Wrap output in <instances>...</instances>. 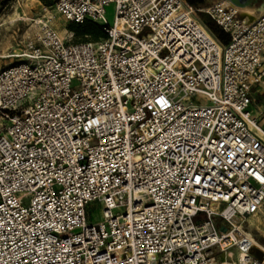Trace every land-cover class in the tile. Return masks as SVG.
I'll use <instances>...</instances> for the list:
<instances>
[{
	"label": "built area",
	"instance_id": "built-area-1",
	"mask_svg": "<svg viewBox=\"0 0 264 264\" xmlns=\"http://www.w3.org/2000/svg\"><path fill=\"white\" fill-rule=\"evenodd\" d=\"M48 1L104 36L46 18L0 69V264H264L236 226L264 209V27L227 1Z\"/></svg>",
	"mask_w": 264,
	"mask_h": 264
},
{
	"label": "rangeland",
	"instance_id": "rangeland-1",
	"mask_svg": "<svg viewBox=\"0 0 264 264\" xmlns=\"http://www.w3.org/2000/svg\"><path fill=\"white\" fill-rule=\"evenodd\" d=\"M186 1V0H185ZM218 0H192V3H187L196 7H208ZM227 1L236 7L239 11L242 8L257 9L255 12L256 17L264 16V11L260 12V8H264V0H222ZM241 12V11H240ZM242 13V12H241ZM52 17L51 24L59 36L63 39L62 32H73L72 29H78L75 24L67 23L59 14L55 12L54 4L48 0H0V55L13 56L19 54L21 50L26 48L29 41H32L38 32L40 22L47 18L46 15ZM115 7L113 4L105 8L104 18L111 25L114 21ZM15 17V18H14ZM13 19H15L13 21ZM201 20L209 23L206 16H202ZM14 22V23H13ZM71 38L64 39L68 43H78L85 40L93 41L96 39H86L83 34L72 33ZM19 62L17 58L0 59V69L9 67ZM195 100L199 101V97ZM257 102H264V97H258ZM3 127V120L0 115V132ZM264 211V209H262ZM122 213V210H120ZM116 213V211H115ZM259 216L261 214H258ZM102 211L97 203H91L87 209V222L88 224H96L101 221ZM243 224L239 225V231L252 236L253 245L255 248L264 251V225L262 223L249 227V222L254 220L252 216L245 217ZM217 225L220 226L221 222L217 220ZM236 225V226H238ZM226 227V226H225ZM258 249L254 250L256 256H264V253ZM237 258V253L234 252V260Z\"/></svg>",
	"mask_w": 264,
	"mask_h": 264
},
{
	"label": "trees",
	"instance_id": "trees-1",
	"mask_svg": "<svg viewBox=\"0 0 264 264\" xmlns=\"http://www.w3.org/2000/svg\"><path fill=\"white\" fill-rule=\"evenodd\" d=\"M186 1L188 3H192V0H186ZM75 25L78 26V29H72V31L75 33L77 32L79 34H83L86 39H92L91 36H94L96 39H92V40L96 41L104 36L101 27L95 23L87 21L84 22L83 24L80 25L75 24ZM206 27L216 40H218L222 44L227 43L228 41L227 36L221 30H219L214 24L207 23ZM85 41H90V40H85Z\"/></svg>",
	"mask_w": 264,
	"mask_h": 264
},
{
	"label": "bare ground",
	"instance_id": "bare-ground-1",
	"mask_svg": "<svg viewBox=\"0 0 264 264\" xmlns=\"http://www.w3.org/2000/svg\"><path fill=\"white\" fill-rule=\"evenodd\" d=\"M241 12H242L241 14L243 15L244 19L246 20V23L247 24H250V26L251 25L253 26V25H255L257 23L259 25H262V27H264V20H261V19H264V17H262V18H260V19L257 20V18H255L256 16L254 17V14L255 13L253 14V11L252 10L250 11V10L244 9V10H241ZM260 12H262V11H260ZM46 16H47V19H50V20L52 19V17L49 14L46 15ZM14 20L15 19H13V21ZM61 34L63 36V39L71 38L73 36L72 35V32H68V31H64ZM18 55H19L18 53L15 54V55H13V56L0 55V59H5V58H9V57L10 58H12V57H18ZM258 214H261V215L259 216ZM251 216L254 218V220H251L249 222V227H253L254 225L259 224V223H262L261 225H264V211H262V209L259 212L255 213V214H253ZM244 219L246 220V218H242L241 225L243 224ZM237 228L239 230V225L237 226Z\"/></svg>",
	"mask_w": 264,
	"mask_h": 264
},
{
	"label": "crops",
	"instance_id": "crops-1",
	"mask_svg": "<svg viewBox=\"0 0 264 264\" xmlns=\"http://www.w3.org/2000/svg\"><path fill=\"white\" fill-rule=\"evenodd\" d=\"M218 1H222V0H218ZM218 1H216V2H218ZM216 2H214V3H216ZM225 3H226V1H224ZM213 4V3H212ZM211 4V5H212ZM232 5V4H231ZM210 6V5H209ZM199 7V6H198ZM236 8V7H235ZM237 9V8H236ZM244 9H246V10H252L253 11V14L256 12V10L257 9H252V8H242L241 10H244ZM238 10V9H237ZM240 10V11H241ZM239 10H238V12H239V15H240V17L241 18H244L243 17V15L241 14V12H240ZM255 11V12H254ZM260 11H264V8H260ZM256 15L254 14V17H255ZM262 17H264V16H259V17H255V18H257V20L258 19H260V18H262ZM262 66H264V65H262ZM264 97V84H262V85H257V86H255V87H253V89H252V91H251V97H252V100H253V114L254 115H257V110L260 108V107H264V102H257V98L258 97Z\"/></svg>",
	"mask_w": 264,
	"mask_h": 264
}]
</instances>
